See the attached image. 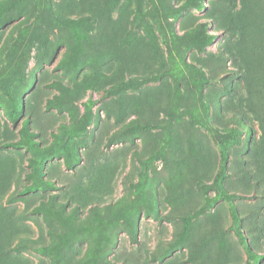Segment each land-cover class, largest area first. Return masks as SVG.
I'll return each instance as SVG.
<instances>
[{"label": "rangeland", "instance_id": "374dc122", "mask_svg": "<svg viewBox=\"0 0 264 264\" xmlns=\"http://www.w3.org/2000/svg\"><path fill=\"white\" fill-rule=\"evenodd\" d=\"M102 1L0 0V216L33 245L19 264H264L248 0H108L104 24Z\"/></svg>", "mask_w": 264, "mask_h": 264}, {"label": "trees", "instance_id": "16d2710c", "mask_svg": "<svg viewBox=\"0 0 264 264\" xmlns=\"http://www.w3.org/2000/svg\"><path fill=\"white\" fill-rule=\"evenodd\" d=\"M248 2H249V5L246 6L248 24L245 23V26L243 28H240L239 31L240 32L247 31L248 36L251 38L253 37L252 42L246 43V46L249 44L247 47V50H250V54L246 50L247 58H249L247 59V65L248 64L249 65H248V72H247L248 75L246 78H247L249 89L252 93L251 102H254V101L257 102L256 96H255L256 91L258 90V92L259 91L264 92V50H263V54L259 55V71H260V74L262 75L261 79H259L256 75L254 76L253 74L250 55L253 54V52H255L258 49L257 40H259V38L257 40L256 38L264 34V0H248ZM191 4H192L191 6H194L197 8L201 7L200 3H197V2H192ZM187 6H190V3ZM91 9L94 11L95 14L100 16L101 23L104 24L106 21L110 20L108 0L102 1L98 4L91 5ZM214 38H215L214 34L206 35L201 31H199L196 34H189L187 36L188 41L199 49H202L203 47L211 44ZM260 41L263 42L264 44L263 39H261ZM29 57H30V53H26L25 60L28 61ZM213 74H216V73H213ZM204 83H202L201 89H203ZM261 98L264 99L263 96H261ZM86 106L88 107V110L90 111L91 106L88 103H86ZM16 111H17V107H14V112ZM259 116L264 121V115L260 114ZM230 118L232 120H235L236 118L235 121H237L238 123L243 122V119L241 117L231 116ZM18 119L19 117H16L15 122H17ZM30 122H31V119L29 117H26L23 119L22 127H21L22 137H23L24 142L31 144V145L33 144L34 146L38 147V145L36 144V140L34 138L35 132L31 129ZM144 127H145L144 125H141V124L139 125V123H135L133 121L125 127L124 132L132 133L134 131H141L144 129ZM83 128L84 127H80V129H83ZM248 130L249 132H253L254 128L250 126ZM240 132H241L240 129L234 128V129H231L229 133L225 132V133H222V135L223 136L229 135L230 137H233V136H236L237 133H240ZM114 136L115 135L111 137V140ZM19 143H20V139L16 142H13V141L3 142V144L5 145H8V144L16 145ZM68 152L69 151H67V153ZM66 162L69 166H71L68 158ZM222 170L224 173L225 172L224 166L222 167ZM35 182L44 183L45 185H48L50 187L55 186L54 181L49 180V179H43L41 176L35 178ZM30 188H31L30 186H27L24 189V191L27 192L29 191ZM4 194H5V185L0 180V212H1V200ZM233 215L237 217L236 210L233 211ZM16 229L17 228H15L11 223H9L8 220L0 216V264H19V260L15 256V254L18 251H20L22 248L33 247V245H31V243L29 242L28 237L21 238L17 240L16 242H14V238L16 237V234H18V231ZM245 248L247 249V251L249 250L246 244H245ZM248 252L250 253V251Z\"/></svg>", "mask_w": 264, "mask_h": 264}]
</instances>
